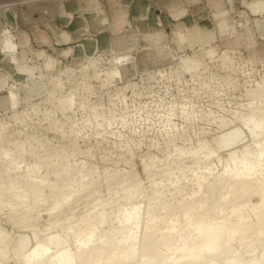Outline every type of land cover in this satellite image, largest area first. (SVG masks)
Returning <instances> with one entry per match:
<instances>
[{
	"label": "bare ground",
	"instance_id": "obj_1",
	"mask_svg": "<svg viewBox=\"0 0 264 264\" xmlns=\"http://www.w3.org/2000/svg\"><path fill=\"white\" fill-rule=\"evenodd\" d=\"M218 2L214 3L217 7ZM262 24L264 25V18ZM154 32L151 28L144 32V36L156 39ZM4 34L7 35L8 32ZM235 34H233V40L227 41L225 37L220 38L219 41L222 44L226 42L223 50L219 51V44L211 46L209 43V47H204L210 37L203 28L199 27L185 33L177 29L173 34L175 42L180 44L186 42L190 45L200 42L201 46L190 53L189 50L186 51L188 54L185 56H179V63L177 64L176 61L175 65L170 54L167 67L176 68L178 65L181 73H188L191 81L197 83L200 90L203 88L211 93L214 83L206 78L208 76L204 77V71L208 66V62L205 63L204 60L207 58L211 62L217 58L221 68L235 71L234 63L232 65L233 59L230 57L232 54L230 55L229 51L240 47L243 41L242 34L236 31ZM164 41L152 42L149 48L159 52L166 46ZM128 47L131 49L133 44ZM74 49V47L71 49L72 56H74ZM29 53L35 57L44 56L43 66L32 62V58L30 60L32 66H26V59L23 56H15L13 51V54L9 56L15 63V68L8 66V69L15 70L19 78L33 77V72L38 71V78H45L49 89H47L48 96L45 100L38 103L36 100L35 104L31 103L30 113L26 111L17 113L14 110L19 94L12 88L8 87V90L0 95V110L3 109L5 113L11 110L8 119L15 124L27 127V120L31 116L37 117L29 137L26 135L23 140L15 139L6 144H3V141L8 122H0V264H10V260L13 264H264V74L261 79L259 78L260 82L242 92L245 103L241 105L239 102L241 107L236 106V109L231 110L229 119L214 115L205 117L206 121L216 124L217 130L214 132L212 129L214 133H210L211 130L208 131V129L204 130L205 126L202 130L196 129L197 127L193 129V126V133L196 136L193 143L185 135L189 129L187 126L181 128L179 139L182 143H176L175 136L178 135L171 125V118L178 114V109V112L176 110L175 112L171 109L172 104L169 103L168 107L158 112L160 113L158 120L169 128L158 131L162 147L157 145L155 148L161 152L160 155L153 152L144 153L142 157H139L141 158L140 162L138 161L141 177L136 171L137 168L135 169V158L133 160L131 148L137 143L130 140L131 143L127 142L121 146L123 138L112 131L113 121L111 114L104 111L103 99L97 98L96 101L90 99L94 90L93 80L98 81L100 88H106L114 77L121 78L117 65L121 61L125 62L128 59H126L127 55L111 56L112 58L107 60L100 56L92 57V53H87L83 62L73 63L80 64L78 71L76 70L77 73L74 74L75 71L72 69L74 67L71 68L70 65L59 68L53 73L46 72L48 68L54 66V59L30 48ZM60 53L66 55L65 50ZM107 61L111 64L105 67ZM112 62L118 64L114 66ZM228 78H230L229 75ZM230 79L232 81V77ZM231 81L227 79V83L225 82L228 87L229 85L234 87L235 84ZM1 82L0 77V84ZM124 83V86L115 90L113 95L119 103H123L127 95L124 93L126 89L131 90V95L137 94L135 92L138 86L137 81L128 80ZM177 85L179 89V84ZM191 88L193 90L194 86ZM109 90L111 91V88ZM178 92L180 94V90ZM201 93L203 92L199 94ZM215 99L217 101V98ZM107 100L113 104L111 96ZM172 100L174 101L173 98ZM188 102L190 101H187V105ZM175 103L177 106V100ZM220 104L217 105L221 107L223 104L221 106ZM46 105L49 107L47 108ZM75 107H78V112L81 111L79 118L73 119ZM192 108L190 111L182 109L179 112L183 121L186 123L189 121L190 125L197 124V121H201L200 118L204 117L198 113L200 108L198 111L194 109V106ZM142 111L143 118L140 120L145 123L149 120L151 112L148 109ZM226 112L223 113L226 115ZM217 113L219 115L220 112ZM44 121H47L46 125L43 124L45 126L42 125ZM87 128L90 134H85L98 139L97 143L105 142L106 135L115 137L113 139L119 151L113 163L118 166L120 164L122 169L119 166V170L113 167L114 165L109 171H100L98 168L100 166H97L99 171L91 165L85 168L84 161L88 159L85 160L80 156H86L88 150H82L77 141L79 139L83 141L81 134ZM41 129H44L45 133H52V137L58 140V144L44 149V144H49L51 140L44 133H41L42 139L34 135ZM21 131L20 129L17 132L21 133ZM133 132H136V129L133 128ZM147 138H149L148 135ZM60 141L65 142L60 144ZM84 143L87 142L84 140ZM94 147L93 151L96 150ZM218 152L226 154L219 157L221 154L218 155ZM27 157H31L30 163H26ZM101 160L106 161L105 157H101ZM103 165L101 164V167Z\"/></svg>",
	"mask_w": 264,
	"mask_h": 264
},
{
	"label": "rangeland",
	"instance_id": "obj_2",
	"mask_svg": "<svg viewBox=\"0 0 264 264\" xmlns=\"http://www.w3.org/2000/svg\"><path fill=\"white\" fill-rule=\"evenodd\" d=\"M217 1H219L218 7H217V5L216 6L214 5V3ZM257 5L259 7H256ZM263 18H264V0H0V77L2 78V82L0 84V95H2L4 92H6L8 90V87L12 88V90H14L15 92H17L19 94L18 95L19 97H17L18 100H16V102H17L16 107L14 109L17 113L23 112V111L30 113L31 105H32L31 103L35 104L36 100H37V103L40 101H43L48 96L47 89H49V86L46 84L45 78H42V79L38 78V71L33 72V77L31 76L29 78H19L16 76L15 70L13 71V70L8 69V66L11 68H15V63L11 60V58L9 56V55L13 54V51H15V56H23L24 59H26V63L28 64L27 65L25 63L26 66H32L31 65L32 63L30 62L31 58H32V60H31L32 62H35V63L40 64L42 66L44 64V56H41V57L31 56L29 53V48H30L32 50L43 53V55H45V56H48V57H51L52 59H54V66L52 68H48L46 72H52L53 73L56 70H58L59 68H64L65 66L70 65L69 67H71V68L74 67V68H72L75 71L74 74L77 73V71L79 69L78 66H80V64L77 63L78 64L77 65V64H73V63L74 62H83L86 59L87 53H92V55H93L92 57L100 56L101 58L103 57L104 59H107V60H110L113 56L115 57V56L120 55V54L121 55H123V54L127 55L126 59L127 58L128 59L125 60V62L121 61V63H119V64L118 63L115 64L114 62H112V65H114V66H116L118 64L117 67L120 70L121 78L118 76H116L118 78L114 77L111 80V82L106 86V88L105 87L100 88L98 81L93 80V89L94 90H92V94L90 95V99L92 101H96L97 98L101 99V100L103 99L102 102L105 103L104 104V111L106 113L109 112L108 114H111L110 116H111V119L113 121L112 126H114V127L112 128L113 129L112 131H115L114 132L115 134H119L123 138V140L120 144L121 146L127 142L131 143V141L134 142L135 144L137 143L136 145H133L131 148H132L133 160L135 158V160H134L135 169L137 168L136 171L142 177L141 172H139L140 171V163L139 162L141 160V158H139V157H142L144 155V153L148 154V153H153V152L156 153L157 155H160L161 152L155 148V146H157V145H158V147H162V144H161L162 140L160 138L158 131L165 130V129L169 128V126L167 125L168 126L167 127L166 125H164V123H162L160 120H158V116L160 115V113H158V112H160L162 109H164V107L165 108L168 107L169 103L172 104L171 109H173L174 111L176 110L177 112H178V110L180 112L182 109H184V110L188 109L187 111H190V108L193 109L192 108L193 106H194V109L197 111H198V108H200L198 113H200L199 115H201V117H202V115L204 116L202 119L200 118L201 121H197L198 122L197 124L202 122L198 126L196 123H194L193 125H190L189 121H187V123L184 122L183 119L179 116V112L175 116H172V118H171L172 121L171 120L170 121H171V125H173L175 133H177L176 135H178V136H175V138L177 137L176 138L177 144L182 143L181 139H179L181 136L180 133H181L182 126H187V128H189L187 130V132L185 133V135H187L188 138H190L191 142L193 143V142H195L194 140H196L195 139L196 136H194L195 134L193 133L194 132L193 129H195L196 127H197L196 129L202 130V129H204V126H205L204 130H206V131H207V129H208V131L211 130L210 133L211 132L214 133L217 130L216 124L214 122L206 121L207 119L205 117L207 115H210V116L214 115L216 117L223 116L224 119H229L230 111L231 110L233 111L234 109H236V106H237V108H240L241 105L245 103L244 98H243L244 93H242V92H244L245 89L248 88L249 86H254L256 83H258V81L260 82V79H261L262 75L264 74V25L262 24ZM261 26H263V27H261ZM114 27L115 28L117 27V28L115 29ZM184 27H186L187 29ZM199 27L203 28L204 31H206V33L210 37L208 39V43L204 44V47H209L210 44H211V46L219 44L220 49H218V50L222 51L223 48L225 47L226 41H224V44H222L219 41L220 38L225 37V38H227L226 39L227 41H229V39L233 40L234 35H236L235 31L238 34H242V39H243L242 45L240 47L229 51L230 55L232 54L231 56L230 55L229 56L231 57V59H233L232 65L234 63V65H235L234 67H235L236 72L221 68L219 65V61H217L218 60L217 58L213 59L211 62L208 61L207 58L204 60L205 63L208 62L207 63L208 66L204 71L205 73L203 72L205 75L204 74L203 75H204V77L208 76L206 78L209 79L210 81L212 80L211 83H214V84H212V86H213V91L211 92L212 94L208 93L203 88L200 90L198 88L197 83H195V82L193 83L191 81L190 75L188 73H183V74L181 73V70L178 68V65H176V68L175 67H169V66H168L169 68L167 67V65H168L167 61L170 59L171 56H172V58H171L172 62L175 65L176 61H177V64L179 63V56H185L188 54L186 51L189 50L188 52L190 53L191 51H193L195 49L196 50L199 49L201 46L200 42H196L197 44L194 43L191 45L187 44L186 42L184 44H180L177 41L175 42L174 36H173L174 32L177 29H180L181 31H183V33H185L186 31L194 30V29H197ZM233 27L236 30H234ZM151 28H153L155 31L154 37L156 39H149L148 37L144 36V34H145L144 32L147 30H151ZM4 32H8V34L6 35V34H4ZM240 32H242V33H240ZM230 34H231V37H230ZM220 35H221V37H220ZM165 39H167V40L164 41ZM161 41H164L163 43L166 46H165V48L161 49L159 52H156V51H154V49L149 48L152 46V44H153L152 42H161ZM135 43H136V45H135ZM130 44H133V47H131V49H130V47H128ZM73 47L75 48L74 49V56H72V50H71V49H73ZM173 48L175 49L174 51H173ZM244 48H246V49H244ZM92 49H93V51H92ZM64 50L66 51V55H64L63 53H60V51H64ZM171 51H173L175 55ZM114 53H116V54L114 55ZM241 53H242V55H241ZM170 54H171V56H170ZM128 56H130V57H128ZM241 56L244 57L245 59H243ZM234 58H236V59L234 60ZM236 60H237V62H236ZM238 61H239V63H238ZM9 63H11V64H9ZM106 63L104 65L105 67H108L111 64V63L109 64L108 61ZM165 63H167V64H165ZM251 63H252V65H251ZM163 66H164L165 70H164ZM158 68L161 70H159ZM238 68H239V70H238ZM244 69H246V70H244ZM144 71L146 73L147 72H150V73L146 74ZM238 72H240V73H238ZM175 73H176V75H175ZM226 73H228V74L226 75ZM235 73H237V74L235 75ZM247 73H249V74H247ZM35 75H37V76H35ZM169 75H171V76H169ZM228 75L230 78L232 77V81L230 78H228ZM237 75H239V76H237ZM178 76H179V78H178ZM187 76L189 77V79ZM242 76H243V78H242ZM224 77H226V78H224ZM227 79L230 80L231 82H233V84H235L234 87H231L229 85V87H230L229 88L228 85H226ZM40 80H42V81H40ZM128 80L130 82H136L137 81L138 86L136 88H140V89L135 88V92L137 93L135 95H131V90L126 89L124 91V93H125V95L126 94L127 95L125 96L123 103H119L117 98L113 96L114 92H115V90L119 89L120 86L123 87L125 84L124 82H126ZM219 80H221V81H219ZM114 81L115 82L117 81V82L115 83ZM151 81H153V82H151ZM167 81H168V83H167ZM244 81H245V83H244ZM237 82H239V83H237ZM148 83H150V84H148ZM154 83H155V85H154ZM184 83H186V84H184ZM111 84L113 87L111 86ZM177 84H179V89H178ZM180 84H182V85H180ZM216 84H218V85H216ZM161 85H162V87H160ZM185 85H187L188 87ZM191 86L192 87L194 86L193 90L195 92L192 90ZM236 86H237V88H236ZM14 87H15V89H14ZM152 87H154V88H152ZM97 88H99V89L97 90ZM110 88H111V91L109 90ZM161 88H162V91H161ZM185 88L186 89L189 88V89L186 90ZM215 88L218 90H216ZM183 89H185V91ZM222 89H223V91H222ZM65 90H66V88L64 89V91ZM176 90H177V92H176ZM179 90H180L181 95L185 94L184 95L185 97L183 95L181 96L180 94H178ZM191 90L193 92V95L191 94ZM199 91L203 92V93L199 94L200 93ZM104 92H105V94H104ZM197 92H199V93H197ZM214 92H215V94H214ZM94 93H95V95H94ZM204 93H206V95ZM38 94H41V95L38 96ZM142 94H144V95H142ZM157 94H158V96H157ZM195 94H197V95H195ZM106 95H107V97H106ZM109 96L112 97L113 104L108 102L107 99ZM204 96H205V98H204ZM35 97H37V99ZM163 97H165V98H163ZM191 97L193 98L194 101L192 100ZM219 97H221V98L218 99ZM240 97H242V98H240ZM172 98L174 99V101L172 100ZM185 98H186V100H185ZM196 98H198V99H196ZM215 98H217V101ZM19 99H20V101H19ZM23 99H24V101H23ZM241 99H243V100H241ZM28 100H30V102ZM162 100L165 102L167 101V102L165 103ZM176 100H177V106H175ZM188 100L190 102H188V105H187ZM208 100H209V102H207ZM116 101H118V102H116ZM146 101H147V103L148 102L149 103L147 104ZM183 101L186 103H184ZM210 101H212V102H210ZM27 102H28V104H27ZM114 102H116V103H114ZM132 102H134V103H132ZM182 102H183V104H182ZM195 102L198 104H196ZM239 102L241 105L239 104ZM241 102H243V103H241ZM156 103H158V104H156ZM191 103H192V105H191ZM209 103H211V105ZM151 104H153V105H151ZM217 104H220V106L222 104L223 105L221 107H219V105H217ZM224 104H225V106H224ZM148 105L151 106V108ZM178 105H179V107H178ZM41 107H43V105ZM46 107L48 108L49 105L48 106L46 105ZM112 107H115V108H112ZM209 107H211L212 109ZM224 107H226L227 109ZM77 109H78V107H75L74 113H73L74 114L73 116H75V117H73V119L79 118V114H80L81 110H79V112H78ZM132 109H133V111H132ZM141 109L142 110L148 109V111L151 112V114H152V115L149 114V116H150L149 120L146 121L145 123L142 122V120H140L143 118V117H141L143 115V111ZM154 109L156 112L154 111ZM209 109L211 111H209ZM214 109H216V110H214ZM151 110H153V111H151ZM226 110H227V112H226ZM116 111H118V112H116ZM213 111H215V112H213ZM216 111L220 112L219 115ZM75 112H76V114H75ZM223 112L224 113L226 112V115ZM114 114H115V116L116 115L117 116L115 117ZM215 114H217V115H215ZM220 114H222V115H220ZM10 115H11V110H7L6 113L3 109L0 110V122H8L6 130H5L6 136L4 135L5 139L3 141V144L9 143V142L11 143L15 139H17V140L22 139L23 140L26 135H27L26 137H29L31 135V132H33V128H34L33 122L35 123L36 119H37L36 116H31L29 118V120H27V127L26 126L23 127L22 125H19L17 123H16L17 124L16 125L15 122L10 121L8 119V118H10L9 117ZM126 116H128V117H126ZM177 116H179V117H177ZM38 117L40 118L41 115L39 114ZM130 117H132V119ZM116 118L118 121L116 120ZM150 118H151V121H150ZM121 119H123V120L121 121ZM125 119H127V120H125ZM177 121H178V123H177ZM181 121H182V123H181ZM119 122H121V123H119ZM203 122H204V124H203ZM188 123H189V126H188ZM32 124H33V126H32ZM43 124L46 125L47 121H44V123L42 122V125ZM45 125H43V126H45ZM154 125L157 127H155ZM125 126H126V128H124ZM127 126H128V128H127ZM136 126H138V127H136ZM193 126H194V128L192 129ZM12 127H13V129H12ZM16 127H18V128H16ZM144 127H145V129H144ZM115 128H117V129H115ZM133 128L136 129V132H133ZM16 129H17V131H19L21 129L22 130L21 133H23V134L18 133L16 131ZM177 129H178L179 133H178ZM212 129L214 132L212 131ZM41 130H40V132H38L34 135L39 136L42 139L43 136L41 137V133H44L45 136L48 135L47 138L50 139L52 142V143L50 142L51 144L50 143L44 144V146H45L44 149H48L50 146H55L58 144V142H57L58 140L52 137V133H50V132L45 133L44 129H41ZM125 130H126V132H125ZM153 130H155V131H153ZM188 131H190V132H188ZM13 132H14V134H13ZM121 132L122 133L124 132V133L122 134ZM85 133H88V135L90 134L88 128L86 129V131H83L81 134L83 141H82V139H79L77 141V144L81 146L82 150H88V153L86 155L87 157L85 155H84L85 157L80 156V157H83V159H85V160L88 159V161H84L87 164V165L85 164V168H87L88 166L91 165L92 167L94 166V168H96L97 171H99V169H100V171H102V170H108L109 171L113 167H116L117 169H119V168L122 169V166L120 164H119V166H120L119 167L118 164L113 163L115 161V159L117 158L116 154H118V151H119V147H118V145H116V141L114 140L115 139L114 136L110 137V135H106L107 139L105 142H98L97 143L96 141H98V139H95L94 137H88L87 134H85ZM145 133L146 134L148 133L147 135L149 138H147V135ZM188 133H190V134H188ZM139 134H141V135H139ZM136 135H138V136H136ZM155 135L157 138L154 137ZM17 136L19 139L17 138ZM86 137L89 140H87ZM137 137L138 138L140 137V138L138 139ZM84 140L87 143H84ZM147 141H148V143H147ZM63 142H65V141H63ZM63 142L60 141V144ZM107 143H108V145H107ZM111 145L113 146L112 148L110 147ZM93 147L96 148V150L94 149V151H93ZM107 147H108V149H107ZM150 147L153 148L152 151H151ZM110 149H112V150H110ZM140 150H143V151H140ZM136 151H138L139 153ZM140 152H142V153H140ZM100 153H101V155H100ZM104 154L106 156H104ZM224 154H226V153L225 152H218V155H220L219 157L224 156ZM95 155H96V157H95ZM101 157H105L106 161L103 162L101 160ZM29 159H31V157L26 158V163L31 162L32 159L31 160H29ZM92 159H94V160H92ZM95 159H97V160H95ZM90 160H91V162H90ZM135 161H137V163ZM96 162H97V164H96ZM101 164L102 165L104 164L102 166L103 168L101 167ZM108 164H109V167H108ZM0 165H1V163H0ZM112 165H114V166L112 167ZM136 165L138 167H136ZM97 166H100V167H98L99 169L97 168ZM2 224H4V222ZM10 264H13L12 260H10Z\"/></svg>",
	"mask_w": 264,
	"mask_h": 264
}]
</instances>
